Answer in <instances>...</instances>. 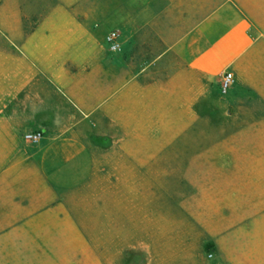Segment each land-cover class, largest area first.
Returning <instances> with one entry per match:
<instances>
[{"label": "crops", "instance_id": "0c3cea01", "mask_svg": "<svg viewBox=\"0 0 264 264\" xmlns=\"http://www.w3.org/2000/svg\"><path fill=\"white\" fill-rule=\"evenodd\" d=\"M104 6L109 24L97 21ZM45 7L39 34L26 40L34 45L16 57L31 60L16 69L30 79L0 85V234L16 236L17 264L33 263L38 219L89 164L90 144L71 124L108 123L127 135L142 122L161 139L168 123L182 133L202 121L204 100L209 139L231 157L224 263L264 264V0H125L78 5L77 15L72 3ZM110 30L119 32L117 50L105 44ZM225 73L233 82L222 94ZM39 80L67 113L40 99ZM34 131L40 140L26 141Z\"/></svg>", "mask_w": 264, "mask_h": 264}, {"label": "rangeland", "instance_id": "374dc122", "mask_svg": "<svg viewBox=\"0 0 264 264\" xmlns=\"http://www.w3.org/2000/svg\"><path fill=\"white\" fill-rule=\"evenodd\" d=\"M54 1L72 3L77 15L78 5L125 0H0V85L30 79L16 69L31 60L16 57L34 45L27 37L39 34L45 6ZM110 13L104 6L97 21L109 24ZM87 14L95 21V11ZM113 31L119 34L110 30L105 44ZM38 82L40 99L67 113L64 101L48 97ZM199 111L202 121L182 133L168 123L161 139L142 122L131 123L127 135L108 123L71 124L90 144L89 164L75 186L56 189L49 217L38 219L37 257L24 264H226L224 166L231 157L217 148L221 139H209L205 100ZM236 191L238 198L246 194ZM15 239L0 234V264L18 263Z\"/></svg>", "mask_w": 264, "mask_h": 264}, {"label": "built area", "instance_id": "2783aa9c", "mask_svg": "<svg viewBox=\"0 0 264 264\" xmlns=\"http://www.w3.org/2000/svg\"><path fill=\"white\" fill-rule=\"evenodd\" d=\"M119 34L116 31L110 32L107 37H106V42L111 46V50H117L118 49V44H117V39H118ZM233 82V76L231 73H225L220 82V89L222 94L226 93V91L229 89ZM42 137V133L40 131H34L29 134H26L24 136V139L30 143H37L40 138Z\"/></svg>", "mask_w": 264, "mask_h": 264}]
</instances>
